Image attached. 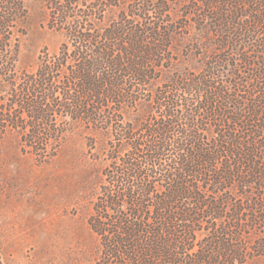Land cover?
<instances>
[{
  "label": "trees",
  "instance_id": "trees-1",
  "mask_svg": "<svg viewBox=\"0 0 264 264\" xmlns=\"http://www.w3.org/2000/svg\"><path fill=\"white\" fill-rule=\"evenodd\" d=\"M24 1L0 0V134L42 160L76 126L107 135L96 264L263 257L264 0H59L64 42L19 73Z\"/></svg>",
  "mask_w": 264,
  "mask_h": 264
},
{
  "label": "rangeland",
  "instance_id": "rangeland-1",
  "mask_svg": "<svg viewBox=\"0 0 264 264\" xmlns=\"http://www.w3.org/2000/svg\"><path fill=\"white\" fill-rule=\"evenodd\" d=\"M57 1H24L26 16L14 25L12 36L19 48V73L30 72L44 54H57L64 42V34L49 21V8ZM175 12L173 7L170 20L177 21ZM182 55L183 50L172 51L184 62ZM10 93L0 80V112L9 108ZM107 143L104 132L76 126L54 156L42 160L23 145L17 131L7 127L0 134L1 264H96L97 240L87 223ZM257 235L264 241L263 231ZM245 264H264V256Z\"/></svg>",
  "mask_w": 264,
  "mask_h": 264
}]
</instances>
